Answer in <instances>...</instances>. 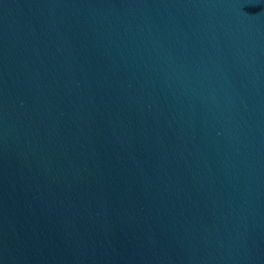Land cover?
Listing matches in <instances>:
<instances>
[{
	"label": "water",
	"instance_id": "1",
	"mask_svg": "<svg viewBox=\"0 0 264 264\" xmlns=\"http://www.w3.org/2000/svg\"><path fill=\"white\" fill-rule=\"evenodd\" d=\"M0 264H264V0H0Z\"/></svg>",
	"mask_w": 264,
	"mask_h": 264
}]
</instances>
